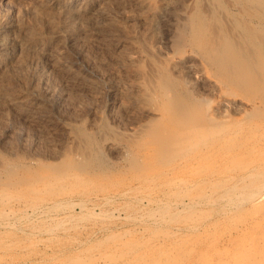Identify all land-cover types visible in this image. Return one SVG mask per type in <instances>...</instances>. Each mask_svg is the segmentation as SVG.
Returning <instances> with one entry per match:
<instances>
[{
    "label": "rangeland",
    "instance_id": "374dc122",
    "mask_svg": "<svg viewBox=\"0 0 264 264\" xmlns=\"http://www.w3.org/2000/svg\"><path fill=\"white\" fill-rule=\"evenodd\" d=\"M40 1L0 0V31L12 22L7 38L37 48L30 19L41 11L32 8ZM111 1L102 4L104 13L48 28L43 42L51 54L63 53L61 62L28 51L19 64L0 69V163L23 173L16 166L23 160L17 150L23 148L41 158L58 148V159L62 147L70 145L68 122L85 118V127L97 132L102 120L111 121L112 91L129 83L137 62L134 66L131 60L145 50L179 65L202 112L217 118L216 131L169 160L153 158L144 147L138 170L125 165L121 144L101 141L112 171L74 170L66 178L0 188V264H101L103 254L110 255V264L123 256L129 264H224L234 255L230 251L238 250L231 249L242 247L244 235L250 242H243L245 252L255 255L264 248V99L217 80L189 45L175 47L176 26L189 0H169L155 12L135 8L134 0ZM16 100L19 105L12 103ZM239 255L233 256L236 264ZM241 259L250 264L252 258Z\"/></svg>",
    "mask_w": 264,
    "mask_h": 264
},
{
    "label": "bare ground",
    "instance_id": "6f19581e",
    "mask_svg": "<svg viewBox=\"0 0 264 264\" xmlns=\"http://www.w3.org/2000/svg\"><path fill=\"white\" fill-rule=\"evenodd\" d=\"M167 1L169 0H134L133 2L136 4L135 8L137 7L141 11L150 9V11L155 12L154 8L157 11ZM227 1L189 0L187 1L188 4L184 3V9L186 10L183 9V17H180L182 20L179 21V25L177 24L176 32L174 33L175 47L178 45L177 48H182L181 45H183L184 48V45H189L209 70L212 71L213 75L217 76V80L220 79L226 82L224 84L227 85L228 83L233 84L235 88L237 85V87L243 86L244 92H247L249 88L251 89L250 93L254 92L253 96L258 92L260 98L264 99V0H231V3ZM40 2V7L35 8V6H32V8L36 10L40 8L41 11H38V13L32 10L34 14L36 13V17L32 13L34 18L30 19V21L33 20L34 22H32L33 26H36V28L34 26L35 31L32 34L39 41V46L37 48L32 45L25 46L18 39L12 41V39H9L10 36L7 38L6 31L10 30L9 27L12 28L15 24L12 22L6 24L4 29L0 31V51H4L0 54L1 70L9 69L12 66L11 63L19 64L21 57L24 60L23 55L28 51L33 52L32 54L37 58L46 57L51 63L61 62L63 53L56 49L57 52L56 50L53 51L56 54H51V46L47 42H43L44 34L49 31L48 28H51V25L57 26L56 23H60V20L62 24L72 25V23H77V20L83 19L88 14L104 13V5L102 4L111 3L112 1L42 0ZM183 2L185 1L183 0ZM147 10L145 12L148 14L149 11L147 12ZM152 14L154 15V13ZM149 16L152 18V15ZM114 19L116 20L117 18ZM56 26L52 28L55 29L57 28ZM21 30L23 31V29ZM144 52L145 54L139 60H137L138 58L130 59L133 65L135 60L137 62L134 68L136 73L134 76L132 75L133 78L130 77L132 79L129 80V83L123 89L112 91L114 97L109 103L107 110V115L111 121L108 118L102 120L99 128H95L97 130L95 133L93 128V131H91V127H85L86 125L84 124L86 122L84 123L83 121L85 118L79 122H68L66 129L70 137V142H68L70 145L66 149L64 148L65 150H63L64 146L62 147L63 151L61 150L62 153H59L61 156L59 155L58 159H55L57 156L56 149L58 148H52L55 150L53 151L55 153L52 154L45 147L49 154L47 153L46 156L42 155V158L38 154H34L33 151H30V154L21 152L25 148L17 150L18 153H21L19 156L23 160H20L19 165L16 166H19L18 169L20 168L23 173H20L21 175L17 173V168L11 166L14 164H9V162L0 163V188L16 187L21 182L34 184L52 177L66 178L74 170L90 174L99 172L105 174L110 170L112 171L114 170L113 164L110 165L105 162L104 156L102 157L104 153L102 154V149H100L99 142L101 141L110 143L112 146L121 144L122 146L119 145L118 147H122V153L120 152V154L121 156L123 155V159L126 162L125 165L133 170H138L143 167L141 165L143 158L140 159L139 151L144 147L149 149L153 158L169 160L175 153L180 155L185 153L184 151L191 150L202 138L214 133L212 131L217 127V118L214 117L216 119L214 122L212 115L204 114L206 111L202 110L204 107L203 104L199 103L200 98L195 97L192 93L193 91L191 92L187 88L185 83L187 76L182 72L179 65L172 62L169 58L156 55L152 51L145 50ZM48 54H51V56ZM16 66L18 67V65ZM11 74L13 73L11 72ZM250 96L251 98L253 97L252 94ZM12 103L19 105V100ZM127 113L132 115L128 116ZM114 120H117V122ZM42 148L40 147V149ZM48 148L50 149V147ZM60 149L61 147L59 151ZM40 151L41 155L42 151ZM7 153L10 154V152ZM36 157L40 158L39 160L43 158L47 160L49 158L50 160V158H53L55 161L45 160V162H40L37 161ZM108 158L107 161L110 160ZM44 170H47L48 173H45ZM257 200L260 201V198H257ZM243 238L245 239H242L243 242L245 241L244 243L248 244L249 239H246V235ZM243 242L240 245L242 247L246 245ZM247 246H244L245 248L243 247V249H241L242 247L231 249H238L237 251H230L234 252L235 256L241 254L237 256H241L240 258L236 257L237 264L245 262L241 258H252L251 262L254 261V263L252 262L253 264H264V248L263 250L258 248L262 252L257 250L255 255H258L259 258L253 259L255 255H251L252 257L247 255L249 252ZM232 255L231 253L228 257L231 258L230 256ZM242 255L246 257L244 258ZM109 256L107 254L101 255L99 258L101 259L100 263L110 264ZM233 256L231 258L232 261L235 259ZM225 259L224 262L226 264L228 261L230 262V260ZM121 260L120 262L115 261V264H129L131 261L128 256H123ZM26 261L34 263L39 260L36 261L35 258H29ZM235 261H233L234 264H236ZM146 262L144 261L141 264H149ZM251 262L250 264H252ZM49 264H82V262L59 260ZM89 264H93V262ZM157 264H160V262ZM206 264L209 263L207 262Z\"/></svg>",
    "mask_w": 264,
    "mask_h": 264
}]
</instances>
